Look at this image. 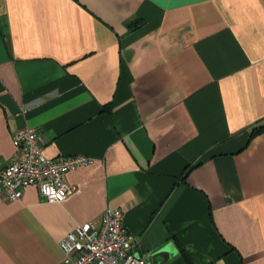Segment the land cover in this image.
I'll return each instance as SVG.
<instances>
[{"label":"crops","instance_id":"crops-1","mask_svg":"<svg viewBox=\"0 0 264 264\" xmlns=\"http://www.w3.org/2000/svg\"><path fill=\"white\" fill-rule=\"evenodd\" d=\"M264 0H0V170L13 133L86 154L62 202L0 189V264H63L122 208L153 264H264Z\"/></svg>","mask_w":264,"mask_h":264},{"label":"built area","instance_id":"built-area-1","mask_svg":"<svg viewBox=\"0 0 264 264\" xmlns=\"http://www.w3.org/2000/svg\"><path fill=\"white\" fill-rule=\"evenodd\" d=\"M43 136L36 127L13 133V160L0 170V189L7 200H19L29 186H36L43 200L62 202L74 191L69 171L94 163L86 154L60 155L43 152ZM138 241L125 224L122 208H107L98 221L75 224L60 241L63 264H153L139 253Z\"/></svg>","mask_w":264,"mask_h":264},{"label":"trees","instance_id":"trees-1","mask_svg":"<svg viewBox=\"0 0 264 264\" xmlns=\"http://www.w3.org/2000/svg\"><path fill=\"white\" fill-rule=\"evenodd\" d=\"M263 129H264V126L257 127L254 129L253 134H257V133L261 132Z\"/></svg>","mask_w":264,"mask_h":264}]
</instances>
